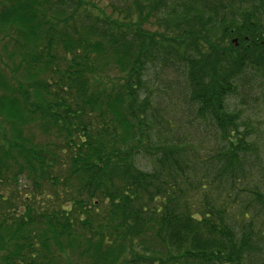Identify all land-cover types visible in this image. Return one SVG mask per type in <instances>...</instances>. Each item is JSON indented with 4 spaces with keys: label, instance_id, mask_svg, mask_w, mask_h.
Wrapping results in <instances>:
<instances>
[{
    "label": "trees",
    "instance_id": "1",
    "mask_svg": "<svg viewBox=\"0 0 264 264\" xmlns=\"http://www.w3.org/2000/svg\"><path fill=\"white\" fill-rule=\"evenodd\" d=\"M89 4L0 0V264H264V0Z\"/></svg>",
    "mask_w": 264,
    "mask_h": 264
},
{
    "label": "rangeland",
    "instance_id": "2",
    "mask_svg": "<svg viewBox=\"0 0 264 264\" xmlns=\"http://www.w3.org/2000/svg\"><path fill=\"white\" fill-rule=\"evenodd\" d=\"M89 2L91 5H94V9L98 11L99 9H103L105 12H111L109 8V4L111 0H85ZM90 4L88 5L90 7ZM147 28L154 30L156 27L154 25L148 24ZM238 45V40H237ZM236 45V46H237ZM147 77H151L149 73ZM251 74H245L238 78L237 83L243 84L241 87L239 85V89L237 94H235L232 98L228 100V104L230 108L237 109L241 111L243 122L247 121L248 124L252 127V137L256 140L257 148H264V100L260 96V92H257L260 86V83L255 78V80L251 79ZM177 79V75L173 72L167 73V75L159 76V85L162 87L160 89L159 94L161 97L165 98L167 95H172L177 92L176 88H172L175 81ZM161 80H164L161 83ZM171 84V87L168 86ZM262 95V94H261ZM175 98H178L180 95H173ZM165 106V105H164ZM163 107V106H162ZM170 113L174 115L179 114V105L178 109L171 108ZM261 154V153H260ZM262 163L264 162V158L261 157ZM137 163L142 168H147V161L143 159V157H138ZM259 165V163H258ZM22 182H24L22 180Z\"/></svg>",
    "mask_w": 264,
    "mask_h": 264
},
{
    "label": "water",
    "instance_id": "3",
    "mask_svg": "<svg viewBox=\"0 0 264 264\" xmlns=\"http://www.w3.org/2000/svg\"><path fill=\"white\" fill-rule=\"evenodd\" d=\"M232 43H233L234 45H237V39H236V38L232 39Z\"/></svg>",
    "mask_w": 264,
    "mask_h": 264
}]
</instances>
